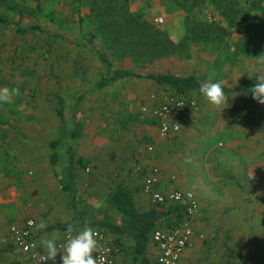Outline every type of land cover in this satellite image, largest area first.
I'll list each match as a JSON object with an SVG mask.
<instances>
[{
  "label": "rangeland",
  "instance_id": "374dc122",
  "mask_svg": "<svg viewBox=\"0 0 264 264\" xmlns=\"http://www.w3.org/2000/svg\"><path fill=\"white\" fill-rule=\"evenodd\" d=\"M254 1L264 7V0ZM0 16L7 19L0 22V88L19 89L11 103H0L1 184L13 185L14 197L20 201L29 196L30 204L38 210L44 208L46 192L37 176L42 172L64 174L62 161L70 142L65 138L62 146L53 149L62 153L55 168L49 165L50 143L65 126H75L57 113L56 94L65 98L67 111L76 106L83 122L81 139L86 149H94L87 143L92 136L101 139L105 135L119 142L135 136L131 133L138 131L140 120L157 126L142 109L146 99L129 97L138 83L154 85L149 79L125 78L97 86L101 77L115 68L128 67L142 74H195L204 82H222L223 89L234 88L247 76L256 79L264 75V9L254 8L247 0H0ZM17 21L29 31L18 30ZM94 49L106 53L109 64H103ZM167 87L158 88L157 102L173 90ZM190 96L199 97L196 92ZM233 96H227L222 113L203 98L200 111L196 110L199 119L209 123L252 121V137L264 138V105L252 96ZM233 102L236 112L228 106ZM186 137L183 133L171 136L172 153L180 152L181 157ZM101 141L98 151L107 156L103 147L108 141ZM83 159L78 164L79 185L98 203L111 190L110 182L119 179L97 178V164L87 156ZM173 176L171 189L197 193L198 178L183 177L179 171ZM137 180L142 184L144 175ZM200 221L199 216L190 221L197 233ZM205 233L206 239L199 242L207 258L197 264H218L225 245ZM3 242L2 254H9L11 264H22L20 251ZM120 242L123 260L129 264L127 244Z\"/></svg>",
  "mask_w": 264,
  "mask_h": 264
},
{
  "label": "crops",
  "instance_id": "0c3cea01",
  "mask_svg": "<svg viewBox=\"0 0 264 264\" xmlns=\"http://www.w3.org/2000/svg\"><path fill=\"white\" fill-rule=\"evenodd\" d=\"M136 79L138 80V78ZM150 81L154 84L150 87L147 84L137 82L138 87L134 88L135 94L130 93L129 97L145 98L147 105H157L159 103V101L157 102L158 88L162 87L165 90L168 85H160L161 83ZM228 89H231V91L225 92L226 96L229 94L252 96L236 91L234 88ZM173 91L175 90L173 89L171 92ZM198 98L195 99L199 102L200 108V103H203L204 97L199 95ZM234 103L236 102L228 106L236 112L238 108ZM240 108L242 109V107ZM248 108L247 112L249 113ZM216 109H219L222 113L226 109V105L223 104ZM199 111H192L182 118L180 131L172 136L175 137L180 133L187 136L188 143L183 144L181 157H179L180 152H171V136L162 137L157 126H151L147 120L143 122L140 120L138 131L134 130L131 133L135 136L129 135L119 142L113 140L114 138L105 137V135L101 139H99V135H97L98 137L92 136L87 143L93 146L94 149L85 148L83 139H81L83 129L81 136L74 138L71 134L74 126H65L61 135L57 138L61 139L57 148L63 145L65 138L70 142L69 147L65 150V159L62 161L64 174L62 176L56 174L52 176L49 175V172H42L37 176L41 179V187L46 192L45 204L42 210L34 209L33 205L30 204L31 202H29L31 199L29 196L25 200L22 199V201L19 200L18 196L14 197L13 185H2L4 178L0 175V257L5 259V262L1 259L0 264H11V260L8 259L9 254H2L1 252L4 248V240H6L9 247H16V251H20L19 260L22 264H29L25 253L9 239V226L12 223L34 218L37 224L36 233L40 248H42L41 240L43 238L55 236L58 237V242L65 237L66 230L51 228V226L69 221L74 214V208L67 192L60 183V179L68 174L70 155L74 157L75 177L78 185L80 184L78 164L84 161L83 158L87 156L89 161L91 160L93 164H97L98 169L104 168L105 170L96 169L97 178L109 179V177H113L119 179L115 181V184L110 182V191L118 183H126L132 189L138 208L143 211L149 210L152 204L149 196L143 191L144 180L141 184L137 179L142 174L145 176V173L152 167L158 166L160 168L157 189L161 191L171 189L170 178L174 177L173 175L177 171L183 177L198 178L197 186L199 188L194 189L197 191L196 194L201 205L199 217L202 222L200 221L198 229L199 233L207 232V234H211L212 241L225 245L224 249L226 250H221L220 263L218 264H264V138L256 140L252 137L251 130L254 126L252 121L209 123L199 119ZM149 115L152 117L151 114ZM94 134L97 133L94 132ZM101 140L108 141L103 147L107 156H103L98 151L102 148L100 146L103 145ZM150 145L154 146L153 151L148 150ZM51 149L52 152L55 150L54 148ZM57 154V161L54 165H52L49 157L51 167L54 166L55 168L61 161L62 153L58 151ZM88 167L90 171L91 167ZM141 168H144V170H141ZM32 180L34 184L38 182ZM5 182H9V178H6ZM37 185L41 188L38 183ZM23 187L27 192L28 188L25 187V183H23ZM110 191L104 193L100 201ZM92 198L93 200L96 199ZM40 224H43L44 228H39ZM84 227H76V229L79 230ZM160 227H170V218L162 223ZM73 234L75 235L76 232L74 231ZM199 241L201 240L195 241V245L185 251L182 258L184 264H197L201 258H207L202 252L203 249L201 250ZM125 242L127 246L133 245L132 241H127V239ZM62 254V252L57 254L55 264H62ZM156 255L157 247L150 238L148 257L152 264H155ZM124 257L125 251L122 250L116 255V264H127L128 262L123 260ZM218 258L219 255L213 256L214 260ZM210 264L217 263L214 261Z\"/></svg>",
  "mask_w": 264,
  "mask_h": 264
},
{
  "label": "trees",
  "instance_id": "16d2710c",
  "mask_svg": "<svg viewBox=\"0 0 264 264\" xmlns=\"http://www.w3.org/2000/svg\"><path fill=\"white\" fill-rule=\"evenodd\" d=\"M247 1L254 8L264 9L262 5L254 0ZM6 20V17L0 16V22ZM16 27L24 33L29 31V29L22 28L18 21L16 22ZM40 30L43 31V29ZM94 51L103 64H109L106 53L96 49H94ZM125 78H143L165 84L182 96H190L192 92L201 95L199 86L204 82L203 79L195 74H142L132 68L118 67L111 73L109 72L102 76L97 86L102 88L113 81ZM256 82L257 80L255 78L247 76L234 87V90L252 95L251 88ZM223 90L224 92L231 91V89L228 88ZM55 97L56 110L59 116H61L64 121H67L69 118L75 123L74 129L71 131L72 136L74 138L81 136L83 122L78 115V109H76L74 105L71 110L67 111L65 98L60 94H56ZM60 141L61 139H57L51 142L52 148L56 149ZM57 157V152L53 151L50 155L52 165L56 163ZM75 169L74 157L70 155V168L68 174L60 179V183L67 192L68 198L74 208V214L69 221L52 225L51 228L66 230L68 224H72L75 228L82 226L100 228L108 234L117 236L115 238L118 240L120 246H122L120 238H122L123 241L126 239L127 241H132V246L125 245V248H128L131 253L130 264H152L148 257V243L152 232L159 228L168 218H170V221L174 220V224L170 222V226L181 223L185 218V205L181 203H171L159 207L152 206L149 210L145 211L140 210L135 202L132 189L124 182L118 183L102 201L96 203L91 196H87L79 187L75 177ZM85 220L88 222L87 225H85Z\"/></svg>",
  "mask_w": 264,
  "mask_h": 264
},
{
  "label": "built area",
  "instance_id": "2783aa9c",
  "mask_svg": "<svg viewBox=\"0 0 264 264\" xmlns=\"http://www.w3.org/2000/svg\"><path fill=\"white\" fill-rule=\"evenodd\" d=\"M160 23L164 19H157ZM145 113L152 115L156 121L159 134L162 137L176 135L181 129V119L192 111L199 109V102L191 96H182L171 92L163 96L160 103L154 106L146 105ZM149 151L154 146H148ZM89 171V167H87ZM144 170V168H141ZM160 168L152 167L145 173L143 191L149 196L152 206H165L171 203L185 205V218L176 225L167 228L159 227L151 234V239L157 247L155 264H184L182 261L185 251L195 245L197 240H205L204 233H197L190 221L199 216L201 211L200 199L195 191L190 189H170L161 191L157 189ZM179 194L177 196L176 194ZM30 221L34 223H30ZM36 221L28 218L23 222L12 223L9 226V239L25 253L29 264H42L44 250L40 248L36 233ZM98 240V250L93 253L98 264H116V255L120 252L118 240L100 228H92ZM71 235H74L71 233ZM69 233L59 240L58 245L66 243ZM46 264H53L47 261Z\"/></svg>",
  "mask_w": 264,
  "mask_h": 264
},
{
  "label": "clouds",
  "instance_id": "9594fccd",
  "mask_svg": "<svg viewBox=\"0 0 264 264\" xmlns=\"http://www.w3.org/2000/svg\"><path fill=\"white\" fill-rule=\"evenodd\" d=\"M257 82L251 88L252 98L261 105H264V75H257ZM199 92L204 97L207 103L220 108L221 105L228 101V97L223 90L222 82H212L211 79L202 82L199 86ZM19 95V89H11L7 86L0 88V103H11L14 96ZM236 94H234L233 98ZM179 196V194H176ZM30 223H34L30 221ZM85 220V225H87ZM39 228H44L43 224ZM69 236L63 245H58V237L43 238L41 246L44 250L42 264L47 261L55 260L57 254L62 252V264H98L97 259L93 253L98 250V240L96 233L91 227L85 226L77 230L72 224H68L66 228ZM76 232L75 235L71 233ZM63 249V251H61Z\"/></svg>",
  "mask_w": 264,
  "mask_h": 264
}]
</instances>
